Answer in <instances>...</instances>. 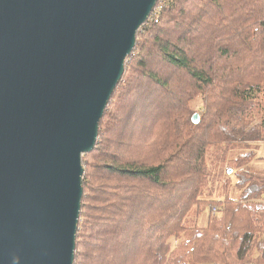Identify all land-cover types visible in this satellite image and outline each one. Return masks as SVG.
I'll use <instances>...</instances> for the list:
<instances>
[{"label": "trees", "instance_id": "16d2710c", "mask_svg": "<svg viewBox=\"0 0 264 264\" xmlns=\"http://www.w3.org/2000/svg\"><path fill=\"white\" fill-rule=\"evenodd\" d=\"M251 143H264V0H158L81 158L73 264H264Z\"/></svg>", "mask_w": 264, "mask_h": 264}, {"label": "water", "instance_id": "95a60500", "mask_svg": "<svg viewBox=\"0 0 264 264\" xmlns=\"http://www.w3.org/2000/svg\"><path fill=\"white\" fill-rule=\"evenodd\" d=\"M157 1L0 0V264H73L81 158Z\"/></svg>", "mask_w": 264, "mask_h": 264}, {"label": "rangeland", "instance_id": "374dc122", "mask_svg": "<svg viewBox=\"0 0 264 264\" xmlns=\"http://www.w3.org/2000/svg\"><path fill=\"white\" fill-rule=\"evenodd\" d=\"M198 102L193 103L190 108H192L191 110L196 111V108L198 106ZM249 147L251 149H254L253 153H254V158L253 160L249 163L250 167H251V172L253 174H255L256 176H258V179L261 181V183L264 186V143H257V144H250ZM233 183H235L233 181ZM235 187H232V194H230L231 196H235L236 195V190L234 189ZM207 215H208V209L205 208L203 210V212L201 213V215L197 218L196 220V224L199 227H203L206 224V220H207Z\"/></svg>", "mask_w": 264, "mask_h": 264}, {"label": "built area", "instance_id": "2783aa9c", "mask_svg": "<svg viewBox=\"0 0 264 264\" xmlns=\"http://www.w3.org/2000/svg\"><path fill=\"white\" fill-rule=\"evenodd\" d=\"M212 213H213V214L215 213V209L212 210Z\"/></svg>", "mask_w": 264, "mask_h": 264}]
</instances>
